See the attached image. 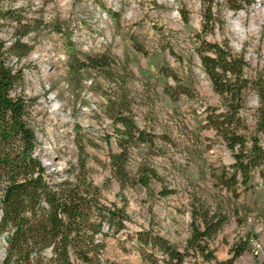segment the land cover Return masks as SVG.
Returning a JSON list of instances; mask_svg holds the SVG:
<instances>
[{"label": "rangeland", "instance_id": "374dc122", "mask_svg": "<svg viewBox=\"0 0 264 264\" xmlns=\"http://www.w3.org/2000/svg\"><path fill=\"white\" fill-rule=\"evenodd\" d=\"M15 3L26 18L42 23L25 38L32 49L21 64L23 94L44 164L61 171L80 155L101 201L125 216L124 228L104 239V264H167L161 250L143 247L144 236L160 237L185 252L183 264H213L189 242L192 226L202 227L204 214L225 219L204 240L217 261L243 245L233 264H264V168L253 171L247 188L237 184L231 192L222 186L217 175L231 172L235 159L214 120L227 111V96L214 88L202 63V56L215 55L208 44L241 59L246 84L238 133L248 145L258 138L264 148L257 127L264 112V0ZM10 33L3 35L7 43ZM96 57L105 61L103 70L72 72L74 64ZM124 100L153 141L130 145L120 167L112 162L120 148L108 106ZM142 175L149 179L145 187ZM161 189L172 192L162 196ZM5 235H0V263Z\"/></svg>", "mask_w": 264, "mask_h": 264}, {"label": "trees", "instance_id": "16d2710c", "mask_svg": "<svg viewBox=\"0 0 264 264\" xmlns=\"http://www.w3.org/2000/svg\"><path fill=\"white\" fill-rule=\"evenodd\" d=\"M15 1L0 0V235L7 232L0 264H104L101 258L104 239L124 228L125 216L118 207L107 206L101 201V190L89 178L80 155L61 171L48 170L44 164L42 153L37 149L29 100L23 94L21 64L22 58L32 49L25 38L38 31L42 23L26 18L22 7ZM10 31L7 43L3 35ZM207 48L215 55L202 56V63L214 88L227 96V111L214 120L216 131L222 135L226 148L233 152L235 159L231 172L220 171L217 176L222 186L232 192L237 184L247 188L253 171L264 168V148L258 138L252 137L248 145L238 133L240 117L237 112L241 91L246 84L241 59L228 57L226 51L216 44H208ZM77 64L71 69L74 74L87 67L103 70L106 66L101 57L88 58ZM218 69L220 73L216 71ZM109 104L108 112L118 133L120 148L112 162L123 167L122 157L125 158L130 145H150L153 139L137 126L125 100L119 105ZM257 122L264 134V112ZM77 132L76 138H79ZM77 148L83 151L84 145L79 143ZM70 173H73V180L68 177ZM57 174L66 176L58 179ZM139 180L144 187L149 181L143 175ZM171 192L161 189L160 194L166 196ZM224 221L223 216L204 214L202 227L192 226L189 242L203 260L214 261L213 264H233L234 258L245 249V246L237 245L232 249L231 257L223 261L215 259L204 240L212 237ZM143 240L146 241L143 247L149 245L161 250L167 264L184 263L185 252H180L164 239L156 237L152 240L144 236Z\"/></svg>", "mask_w": 264, "mask_h": 264}, {"label": "bare ground", "instance_id": "6f19581e", "mask_svg": "<svg viewBox=\"0 0 264 264\" xmlns=\"http://www.w3.org/2000/svg\"><path fill=\"white\" fill-rule=\"evenodd\" d=\"M243 14H244L243 12L240 13L241 16H242ZM235 24H236V27H237V29H238L239 34L242 35L241 32H243V27L241 26V24H240L238 18L235 19Z\"/></svg>", "mask_w": 264, "mask_h": 264}, {"label": "built area", "instance_id": "2783aa9c", "mask_svg": "<svg viewBox=\"0 0 264 264\" xmlns=\"http://www.w3.org/2000/svg\"><path fill=\"white\" fill-rule=\"evenodd\" d=\"M257 6L259 7V2L257 3Z\"/></svg>", "mask_w": 264, "mask_h": 264}]
</instances>
